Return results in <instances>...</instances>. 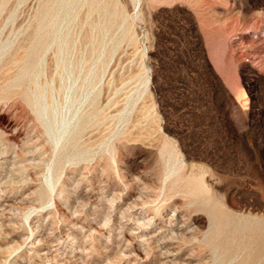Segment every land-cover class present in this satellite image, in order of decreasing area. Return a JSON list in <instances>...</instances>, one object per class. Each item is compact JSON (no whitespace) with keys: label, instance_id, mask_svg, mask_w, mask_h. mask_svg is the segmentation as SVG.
<instances>
[{"label":"rangeland","instance_id":"obj_1","mask_svg":"<svg viewBox=\"0 0 264 264\" xmlns=\"http://www.w3.org/2000/svg\"><path fill=\"white\" fill-rule=\"evenodd\" d=\"M264 0H0V264H264Z\"/></svg>","mask_w":264,"mask_h":264},{"label":"bare ground","instance_id":"obj_2","mask_svg":"<svg viewBox=\"0 0 264 264\" xmlns=\"http://www.w3.org/2000/svg\"><path fill=\"white\" fill-rule=\"evenodd\" d=\"M264 30V29H263Z\"/></svg>","mask_w":264,"mask_h":264}]
</instances>
